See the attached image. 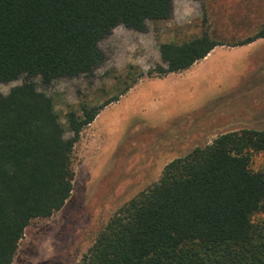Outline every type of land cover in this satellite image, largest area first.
Listing matches in <instances>:
<instances>
[{"label": "trees", "instance_id": "trees-1", "mask_svg": "<svg viewBox=\"0 0 264 264\" xmlns=\"http://www.w3.org/2000/svg\"><path fill=\"white\" fill-rule=\"evenodd\" d=\"M174 0H0V264H12L34 219L60 210L74 188L73 151L84 128L145 73L127 68L124 87L99 103L81 98L63 117L44 89L92 77L118 26L146 32L170 19ZM264 37L259 31L238 44ZM208 32L160 44L166 75L217 45ZM264 128L223 132L167 163L159 179L118 208L79 264H264Z\"/></svg>", "mask_w": 264, "mask_h": 264}, {"label": "rangeland", "instance_id": "rangeland-1", "mask_svg": "<svg viewBox=\"0 0 264 264\" xmlns=\"http://www.w3.org/2000/svg\"><path fill=\"white\" fill-rule=\"evenodd\" d=\"M263 23L264 0H174L170 19L150 23L146 32L121 25L102 40L108 60L94 76L57 79L46 89L39 84L64 119L81 98L103 103L118 95L130 65L145 73L83 129L70 197L28 225L12 264H79L118 208L156 182L171 160L223 132L264 128V40L254 49L238 44ZM204 32L222 44L187 69L148 74L161 63L162 42ZM252 165L264 168V151Z\"/></svg>", "mask_w": 264, "mask_h": 264}, {"label": "crops", "instance_id": "crops-1", "mask_svg": "<svg viewBox=\"0 0 264 264\" xmlns=\"http://www.w3.org/2000/svg\"><path fill=\"white\" fill-rule=\"evenodd\" d=\"M261 40H264V37L263 38H261V39H257V40H255V41H253V42H251V43H249V44H247V45H242V47H240V48H244V50H247V49H254V48H256L257 46H258V44H259V42L261 41ZM187 88H188V90H189V92H190V82L189 83H187Z\"/></svg>", "mask_w": 264, "mask_h": 264}]
</instances>
